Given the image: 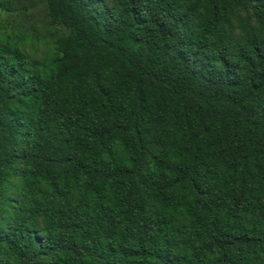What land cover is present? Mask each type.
I'll list each match as a JSON object with an SVG mask.
<instances>
[{"label":"trees","instance_id":"1","mask_svg":"<svg viewBox=\"0 0 264 264\" xmlns=\"http://www.w3.org/2000/svg\"><path fill=\"white\" fill-rule=\"evenodd\" d=\"M41 1L37 54L0 19V264H264V0Z\"/></svg>","mask_w":264,"mask_h":264},{"label":"rangeland","instance_id":"2","mask_svg":"<svg viewBox=\"0 0 264 264\" xmlns=\"http://www.w3.org/2000/svg\"><path fill=\"white\" fill-rule=\"evenodd\" d=\"M10 11L1 12L2 26L9 32H27L31 40L24 43L25 49L33 54L40 52L47 41H51L62 29L55 28L47 21L41 0H7ZM35 51V52H34Z\"/></svg>","mask_w":264,"mask_h":264}]
</instances>
